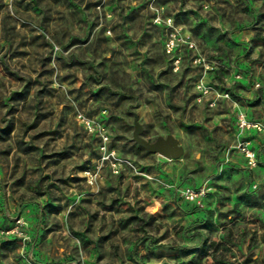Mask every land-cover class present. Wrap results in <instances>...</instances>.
<instances>
[{"label":"rangeland","instance_id":"374dc122","mask_svg":"<svg viewBox=\"0 0 264 264\" xmlns=\"http://www.w3.org/2000/svg\"><path fill=\"white\" fill-rule=\"evenodd\" d=\"M0 264H264V0H0Z\"/></svg>","mask_w":264,"mask_h":264},{"label":"built area","instance_id":"2783aa9c","mask_svg":"<svg viewBox=\"0 0 264 264\" xmlns=\"http://www.w3.org/2000/svg\"><path fill=\"white\" fill-rule=\"evenodd\" d=\"M240 127L243 129H254V130H261V125L258 123H249L243 116L239 117ZM239 147L241 148L242 152L244 153L245 161L247 167L252 168L256 165V158L255 153L252 149L248 146V143L241 142ZM206 191L205 188L201 189H194L191 187H187L182 190L181 196L186 202L197 203L200 205V201L204 197Z\"/></svg>","mask_w":264,"mask_h":264},{"label":"water","instance_id":"95a60500","mask_svg":"<svg viewBox=\"0 0 264 264\" xmlns=\"http://www.w3.org/2000/svg\"><path fill=\"white\" fill-rule=\"evenodd\" d=\"M139 132V129L134 130L133 139L146 151L150 153H159L169 159H178L181 156V149L175 139L168 137L166 140L161 139L156 143H148L139 136Z\"/></svg>","mask_w":264,"mask_h":264}]
</instances>
